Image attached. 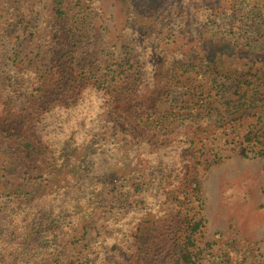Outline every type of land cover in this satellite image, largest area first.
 Segmentation results:
<instances>
[{"label":"trees","instance_id":"16d2710c","mask_svg":"<svg viewBox=\"0 0 264 264\" xmlns=\"http://www.w3.org/2000/svg\"><path fill=\"white\" fill-rule=\"evenodd\" d=\"M69 1H50L33 67L18 49L22 0H0V173L22 178L0 181V264H256L238 232L217 251L200 246L198 174L227 146L264 158V80L168 50L161 32L225 18L245 33L263 27L264 0H121L130 14L118 57L97 27L100 1ZM100 203L109 215L97 240L87 224Z\"/></svg>","mask_w":264,"mask_h":264},{"label":"rangeland","instance_id":"374dc122","mask_svg":"<svg viewBox=\"0 0 264 264\" xmlns=\"http://www.w3.org/2000/svg\"><path fill=\"white\" fill-rule=\"evenodd\" d=\"M50 1L22 0V12L27 17L25 21L29 22L28 31H24L22 26L16 28L22 65L35 67V62L43 56L50 34ZM99 1L101 21L97 27L105 29L118 57L129 10L121 0ZM160 4L159 0L152 2V5ZM219 21L217 28L209 27L207 31L197 27L175 32L164 29L161 32L163 46L171 51L204 58L222 74L235 76L251 72L264 80V25L245 33H232L231 30L235 29L227 27L225 18H219ZM105 138L101 136L90 144L104 143ZM230 148L220 149L217 155L220 161L216 164L199 169L202 217L206 224L200 246L209 244L217 251L233 232H238L254 244L256 264H264V158H244L239 153H231ZM80 151L83 154L84 149ZM77 153L70 154L75 156ZM68 157L66 169L62 168L60 174H55L53 183L61 184L65 180L71 164ZM0 176L1 182H11L13 188L22 183L21 171L15 167H7ZM107 215L103 203L93 209L87 224L91 237L95 236L97 240L103 237Z\"/></svg>","mask_w":264,"mask_h":264}]
</instances>
